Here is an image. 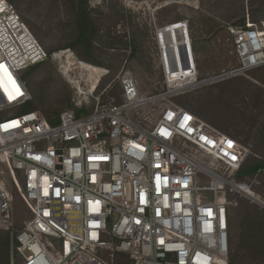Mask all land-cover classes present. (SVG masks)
I'll return each mask as SVG.
<instances>
[{"label":"built area","instance_id":"2783aa9c","mask_svg":"<svg viewBox=\"0 0 264 264\" xmlns=\"http://www.w3.org/2000/svg\"><path fill=\"white\" fill-rule=\"evenodd\" d=\"M227 31L238 59L231 76L264 68V19L248 15ZM154 39L167 88L162 100L207 83L199 79L187 21L156 28ZM48 60L16 8L0 0V165L32 215L17 231L0 182V230L16 232L20 264H109L103 251L114 262L122 256L120 264H228L229 194L264 209V198L236 180L245 146L174 103L150 125L138 122L134 112L150 99L130 71L118 103L80 91L78 105L94 101V110L79 117L66 110L52 125L40 111H23L33 98L22 73ZM198 173L209 187H198Z\"/></svg>","mask_w":264,"mask_h":264},{"label":"rangeland","instance_id":"374dc122","mask_svg":"<svg viewBox=\"0 0 264 264\" xmlns=\"http://www.w3.org/2000/svg\"><path fill=\"white\" fill-rule=\"evenodd\" d=\"M167 1L90 0L86 11L95 28L92 48L89 51L73 48L65 51L78 35V18L72 4L68 0H14L11 4L31 33L48 54L51 53L49 60L34 71L31 68L22 73L32 102L42 112L48 110L51 116L82 107L86 108L83 113H89L96 107V102L89 100L79 106L82 98L79 92L93 90L101 104L118 103L122 75L130 71L137 79L141 95L150 99L134 112L138 122L150 125L165 106L179 103L202 116L207 124L224 121L232 135L245 129L239 139L247 142L244 144L247 157L262 155L264 102L260 103L259 99L264 100V68L204 83L162 100L161 95L167 88L158 67L159 49L154 38L156 28L179 20L187 21L194 35L199 79H211L231 71L238 64L227 26L236 25L243 16L247 19L252 7L264 4V0H199L195 6H166ZM170 42L168 37L167 49ZM133 47H136L135 53ZM84 65L93 70L88 71ZM19 179L22 180L20 175ZM0 182L11 198L16 230L19 231L32 215L1 165ZM197 185L209 187L210 180L198 173ZM250 185L254 193L264 198V171L259 172ZM253 192L251 198L257 200ZM200 194L210 196L208 192ZM238 195L253 202L245 195ZM233 212L236 224L238 208ZM11 235L15 238L16 232ZM100 256L109 264H120L104 251ZM20 263L18 256L16 264Z\"/></svg>","mask_w":264,"mask_h":264},{"label":"trees","instance_id":"16d2710c","mask_svg":"<svg viewBox=\"0 0 264 264\" xmlns=\"http://www.w3.org/2000/svg\"><path fill=\"white\" fill-rule=\"evenodd\" d=\"M7 1L9 3H12L14 0ZM68 1L72 4L73 10L77 13L78 35L71 47L69 46L67 48L68 50L73 48L74 50L84 49L86 51H89L92 48L91 39L95 34L93 19L86 11V6L88 5L90 0ZM249 18L253 22H258L264 19V4H257L252 7ZM245 23L246 17L243 16L237 21L236 25L234 26H244ZM190 30L194 51L196 52L195 40L191 26ZM132 51L133 53H135L136 47H133ZM49 55H51V53H49ZM36 67H32V71H34ZM21 78L23 80V75L21 76ZM259 100L260 103L264 102L263 98H260ZM174 104L186 110H191L190 108L184 105H180L179 103L177 104L174 102ZM85 110L86 109L83 108H77L76 110H74V112L75 115L79 117L82 114H87L83 113ZM23 111L25 113L40 111L52 125L57 124L59 116L61 114L57 113L56 115L51 116L48 110H46V112H42L38 107L34 105L32 101L24 107ZM191 112L194 113L199 119L201 118V120H206L195 111L191 110ZM209 124L214 129L232 136L243 146L246 145L247 142H241V140L239 139V137H242L244 135L245 129H241L240 131H237L232 135L228 132V128H225L226 126L224 121L223 123L210 122ZM262 171H264V153L260 156L254 155L251 157H247L240 171L237 173L236 180L239 183L250 185L252 181L257 178L259 172ZM229 199L234 201V206L231 208L229 220V237L231 250L229 254L228 264H264V209L247 199L239 198V195L236 193L229 194ZM236 208H238V217L235 224L233 211ZM17 246L18 243L16 237L14 238L11 235V232L0 230V264H16L19 256L17 252ZM118 259L119 261H121L123 258L122 256L118 255Z\"/></svg>","mask_w":264,"mask_h":264},{"label":"water","instance_id":"95a60500","mask_svg":"<svg viewBox=\"0 0 264 264\" xmlns=\"http://www.w3.org/2000/svg\"><path fill=\"white\" fill-rule=\"evenodd\" d=\"M231 76V73L230 72H228V73H225V74H221V75H219V76H216V77H213V78H211V79H208L207 80V83H213V82H216V81H218V80H221V79H224V78H228V77H230Z\"/></svg>","mask_w":264,"mask_h":264},{"label":"snow or ice","instance_id":"6c2138e0","mask_svg":"<svg viewBox=\"0 0 264 264\" xmlns=\"http://www.w3.org/2000/svg\"><path fill=\"white\" fill-rule=\"evenodd\" d=\"M0 67H2V66H0ZM9 80L13 84V86L15 87V90H16L17 94H19V88L15 86V81H12L10 76H9ZM229 143H231V142H229ZM157 179H159V177H157Z\"/></svg>","mask_w":264,"mask_h":264},{"label":"bare ground","instance_id":"6f19581e","mask_svg":"<svg viewBox=\"0 0 264 264\" xmlns=\"http://www.w3.org/2000/svg\"><path fill=\"white\" fill-rule=\"evenodd\" d=\"M84 66H85V65H84ZM85 68L88 69V71L92 69V68L89 67V66H85ZM92 70H93V69H92ZM81 85H82V84H81ZM244 193H245V192H244ZM245 194H246L247 196L251 197V192H250V193L248 192V193H245Z\"/></svg>","mask_w":264,"mask_h":264}]
</instances>
